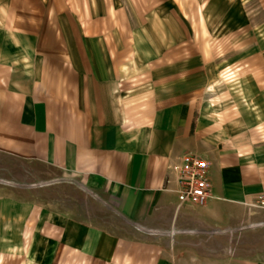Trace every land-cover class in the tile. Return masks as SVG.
Instances as JSON below:
<instances>
[{"label":"crops","instance_id":"crops-1","mask_svg":"<svg viewBox=\"0 0 264 264\" xmlns=\"http://www.w3.org/2000/svg\"><path fill=\"white\" fill-rule=\"evenodd\" d=\"M226 6L0 0V153L55 172L42 188L0 186V264H247L178 232L264 199V34H236L231 92L230 51L213 45ZM188 153L210 165L204 206H179Z\"/></svg>","mask_w":264,"mask_h":264},{"label":"rangeland","instance_id":"rangeland-1","mask_svg":"<svg viewBox=\"0 0 264 264\" xmlns=\"http://www.w3.org/2000/svg\"><path fill=\"white\" fill-rule=\"evenodd\" d=\"M226 3L228 5L225 7L226 15L219 16L222 19L221 22L216 20L215 23L217 34L213 39V45H215L217 55L227 54L230 51L228 60L231 63L221 69L220 78L224 83H229L231 92H234V88L239 86L238 79L240 77L238 70L240 66L234 65L239 62L238 54L235 52L238 45L236 34L250 29H263L261 34H264V0H226ZM240 14L247 21L242 27L239 22L223 21L225 18L233 17H237L239 20ZM219 29H226L228 34L226 36L219 35ZM231 71L234 72L232 75L234 77L229 80L225 76ZM231 84L234 85L231 86ZM53 175L55 172L48 166L0 153V186L42 188L51 183L50 179ZM74 199L75 205H79V199ZM92 216L104 223H110L114 218L110 213L99 211L93 213ZM119 230L125 232L123 226ZM178 232L181 237L195 239L188 246L195 248L197 252L230 253L233 258H246L247 264H264V208L258 203L249 205L241 218L233 219L230 223L204 224L199 222L193 226L191 232L182 230Z\"/></svg>","mask_w":264,"mask_h":264},{"label":"built area","instance_id":"built-area-1","mask_svg":"<svg viewBox=\"0 0 264 264\" xmlns=\"http://www.w3.org/2000/svg\"><path fill=\"white\" fill-rule=\"evenodd\" d=\"M209 167L208 160L199 155L188 153L182 157L177 191L179 206L204 205L213 197ZM260 205L264 206L263 198Z\"/></svg>","mask_w":264,"mask_h":264}]
</instances>
